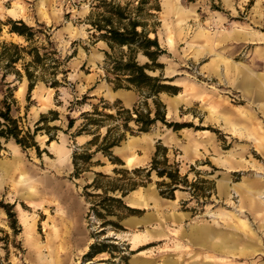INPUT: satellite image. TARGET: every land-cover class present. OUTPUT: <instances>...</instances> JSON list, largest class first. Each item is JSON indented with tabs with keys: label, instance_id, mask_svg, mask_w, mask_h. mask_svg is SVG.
Here are the masks:
<instances>
[{
	"label": "rangeland",
	"instance_id": "374dc122",
	"mask_svg": "<svg viewBox=\"0 0 264 264\" xmlns=\"http://www.w3.org/2000/svg\"><path fill=\"white\" fill-rule=\"evenodd\" d=\"M116 1L138 5V0ZM95 3L0 0V20L21 19L42 29L38 43L49 34L61 58L73 54L66 62L67 82L52 88L37 81L29 100L26 77L16 79L12 73L2 77L0 70V88L7 84L14 88L16 114L25 124L34 127L42 113L55 109L58 119L48 125L61 128L50 143L45 133L36 135L40 149L45 150L40 157L34 149L23 150L11 140L2 145L0 202L13 205L21 229L13 232L0 207V264H263L264 216L260 214L264 210L253 211V207L257 199L264 208V201L251 190L259 187L264 193V154L256 146L258 141L263 143L264 114L256 106L260 101L243 95L236 75L238 69L264 74V0H149L144 7L150 14L140 17L149 36H156L166 52L157 59L162 68L148 72L161 71L179 87L176 94L160 92L158 99L165 105L168 121L186 126L174 130L158 121L146 132L126 133L112 148L122 164L97 154L92 161L99 164L73 177L72 152L89 136L71 137L74 128L64 133L66 115L76 117L100 99L119 100L125 107L140 99L134 89H114L103 78L108 46L91 36L88 23ZM7 29L2 26L1 40L26 44ZM137 60L148 59L138 53ZM119 93H127L129 102ZM82 97V103L69 110L70 102ZM148 104L152 107L151 99ZM158 142L167 147L169 162H176L187 180L178 185L173 198L159 194L157 181H168L166 177L152 172L145 178L141 173L136 178L139 184L123 197L138 210L118 221L121 229L102 225L93 213L87 218L92 198L86 200L83 191L92 179L81 177L85 173L94 177L96 171L112 175L114 167H146ZM131 155L140 161L126 164L123 156ZM20 176L26 181L20 182ZM55 188L67 192L70 207L53 195ZM86 191L98 190L88 187ZM130 194L141 203H128ZM107 217L116 220L113 215ZM142 217L146 224L126 227L123 223ZM200 226L214 232L205 243L189 235L191 228ZM95 240L105 243V250L84 260L83 254ZM216 244L222 247L213 248Z\"/></svg>",
	"mask_w": 264,
	"mask_h": 264
},
{
	"label": "trees",
	"instance_id": "16d2710c",
	"mask_svg": "<svg viewBox=\"0 0 264 264\" xmlns=\"http://www.w3.org/2000/svg\"><path fill=\"white\" fill-rule=\"evenodd\" d=\"M148 1L138 0L135 7H132L130 2L122 5L116 0H96L93 5L94 11L88 18L93 30L91 36L96 40L105 41L108 46V50L104 51L103 78L111 83L114 89H134L140 99L131 107L121 105L119 100L109 103L100 99L99 103H92L91 109L81 111L76 117L66 115V128L62 129L64 133L74 128L70 133L71 137L89 136L83 145L77 146L72 152L73 177H78L81 172L88 170L90 165L99 164V160L92 161L97 154H102L112 163L122 164L112 153V148L125 138L126 133L146 132L158 121L174 130L186 126L185 123L168 121L165 105L158 99L160 92L176 94L179 87L170 82L171 78L164 77L161 71L157 75L148 72L162 68L163 64L157 59L166 52L156 36H149L146 22L140 17L150 14L145 12L147 8L144 7ZM153 7L158 9L157 5ZM3 25L8 26L9 33L22 37L26 44L0 39L2 77L8 73H12L16 79L25 76L28 81L27 100L30 99V92L37 81H43L52 88H58L67 82L69 69L66 68V62L73 54L61 58L49 34H44L45 39L38 43L42 29L28 25L21 19L8 17L5 21L0 20V35ZM138 53L148 60L139 63ZM59 74L60 79L57 78ZM13 90L9 84L4 89L0 88V150L3 143L11 140L23 150L34 149L40 157L45 150L40 149L36 135L39 132L45 133L47 143L55 139L57 130L61 128L58 125H48V121L58 119V111L49 109L47 113L40 115L34 127H30L16 114L18 102ZM83 99L84 97L72 100L68 106L69 110L73 105L82 103ZM148 99L152 100V107L148 104ZM77 120L80 122L75 125ZM101 129H104V132H101ZM152 172L158 177L168 179L157 181L159 194L166 198H173L178 185L187 182L185 175L179 174L178 164L169 162L167 147L158 142L146 167H114L112 175L102 171L94 173L91 182L84 186L83 191L86 200L92 198L86 217L93 213L101 219L102 225L109 224L114 229H121L118 221L138 210L126 204L123 197L139 184L136 178H139L141 173L148 178ZM88 187L98 191L91 194L86 191ZM0 207L4 209L13 232L18 233L21 227L13 205L0 202ZM108 215L115 216L116 220L108 219ZM104 245L105 243L95 240L82 258L91 260L105 250Z\"/></svg>",
	"mask_w": 264,
	"mask_h": 264
},
{
	"label": "crops",
	"instance_id": "0c3cea01",
	"mask_svg": "<svg viewBox=\"0 0 264 264\" xmlns=\"http://www.w3.org/2000/svg\"><path fill=\"white\" fill-rule=\"evenodd\" d=\"M238 71L239 72L237 73L236 77L238 78V84L242 88L243 95L247 96L252 101H254V100L260 101V103H257L256 106H257L258 110H260V112L262 114H264V74L253 73L251 71L247 72L246 70H240V69H238ZM119 94L122 96V98L126 102H129V96L127 93H119ZM113 95L114 94H111V93L109 94V96H111V97ZM175 101L177 102V100H175ZM255 115L257 116V114H255ZM245 120L249 121V118H247ZM235 131H236V129H234V132ZM238 133H240V132H238ZM262 140H263V143L258 141L256 146L264 154V135H262ZM117 149H118V147H117ZM121 154H123V152H121ZM61 155H63V154H61ZM123 157L125 159L126 164L135 163V162L140 161V159L136 158L134 155L123 156ZM251 191H253V193H257L259 195V197L263 199L262 201H264V193H263V191L260 190L259 187L257 189L253 188ZM53 195H55L56 197H60L61 200L64 199V200H62V202H65L67 207H70L71 201L70 200L68 201L67 192L60 191V189L55 188L53 191ZM138 201L139 202L137 204H140L141 202L139 199H138ZM255 201H257V204L256 205L254 204L255 206L253 207V211H263L264 208L262 206H260L261 203L257 199H255ZM137 204H131V205H137ZM258 215H259V213H258ZM260 215L264 216V212H261ZM189 235H190L191 239L194 240L195 242L205 243V242H207V240L209 238H212V236L214 235V232L211 228H209L207 226H200V227L191 228ZM221 247L222 246L220 244L213 245V248H221ZM142 252L143 251H140V252H138V254H140ZM139 264H149V263H147L145 261H141Z\"/></svg>",
	"mask_w": 264,
	"mask_h": 264
},
{
	"label": "water",
	"instance_id": "95a60500",
	"mask_svg": "<svg viewBox=\"0 0 264 264\" xmlns=\"http://www.w3.org/2000/svg\"><path fill=\"white\" fill-rule=\"evenodd\" d=\"M119 149V152L121 150H123L121 147H118ZM92 174H88V173H85L82 177H81V180L84 181V179H92ZM126 200L128 203H131V204H137L139 201H138V198L135 197L133 194H130L126 197ZM124 225L126 227H137L141 224H146L147 223V219L146 218H127L124 222Z\"/></svg>",
	"mask_w": 264,
	"mask_h": 264
},
{
	"label": "bare ground",
	"instance_id": "6f19581e",
	"mask_svg": "<svg viewBox=\"0 0 264 264\" xmlns=\"http://www.w3.org/2000/svg\"><path fill=\"white\" fill-rule=\"evenodd\" d=\"M3 168H1V170H2ZM20 182H25L26 181V179L23 177V176H20Z\"/></svg>",
	"mask_w": 264,
	"mask_h": 264
}]
</instances>
